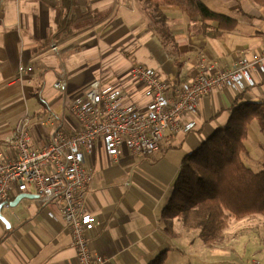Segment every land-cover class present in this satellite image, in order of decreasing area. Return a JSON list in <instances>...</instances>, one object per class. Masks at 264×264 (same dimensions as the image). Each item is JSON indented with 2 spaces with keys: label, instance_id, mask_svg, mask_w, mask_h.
Masks as SVG:
<instances>
[{
  "label": "crops",
  "instance_id": "0c3cea01",
  "mask_svg": "<svg viewBox=\"0 0 264 264\" xmlns=\"http://www.w3.org/2000/svg\"><path fill=\"white\" fill-rule=\"evenodd\" d=\"M202 1L234 18L236 27L212 37L204 31L214 30L215 21L191 20L178 7L162 6L173 37V46L165 47L155 29L159 15L143 0H78L74 33L68 36L58 35L61 0H0V142L27 116L33 122L32 147H41L57 128L75 132L79 123L69 103L95 80L123 86L128 101L147 111L151 99L130 79L137 65L158 70L172 90L189 81L201 65L218 62L230 68L245 52L264 57L263 7L252 0ZM62 68L67 73L65 92L52 86ZM253 76L257 83L246 92L225 88L201 98L196 114L181 117L182 123L194 121V127L178 133L169 128L152 154L137 155L123 145L118 162L102 140L94 143L86 154L94 178L86 189L85 207L97 220L89 234L90 248L104 258L103 264H149L163 252L164 264H216L230 257L236 236L224 231L223 239L208 247L181 220H174L172 237L159 219L184 157L227 126L235 107L264 101V71L254 70ZM246 146L243 160L245 156L248 167L261 171L264 129L257 119L249 124ZM23 193L29 196L2 209L7 222L0 219V264H80L71 230L55 204L41 201L33 187L14 189L12 201ZM51 209L56 218L50 216Z\"/></svg>",
  "mask_w": 264,
  "mask_h": 264
},
{
  "label": "built area",
  "instance_id": "2783aa9c",
  "mask_svg": "<svg viewBox=\"0 0 264 264\" xmlns=\"http://www.w3.org/2000/svg\"><path fill=\"white\" fill-rule=\"evenodd\" d=\"M56 48V44L52 45ZM24 70V67L21 68ZM254 70L264 71V57L245 52L230 68L218 62L201 65L189 80L172 90L159 71L142 65L134 66L130 79L144 89L151 100L147 111L128 101L123 86H103L93 81L85 94L69 103L70 113L79 129L68 133L61 128L41 146H31L32 120L27 116L15 127L12 135L0 142V206L10 208L14 189L25 191L33 187L45 203H54L71 230L72 246L80 264H103L104 258L90 248V233L97 224L95 216L85 207V193L94 178L86 164V154L94 143L102 140L115 161H120L122 146L137 155L156 152L168 129L188 132L195 122L182 123L183 114H196L201 98L231 88L246 92L256 85ZM53 88L67 90L65 68L59 70ZM49 210L56 218L54 209Z\"/></svg>",
  "mask_w": 264,
  "mask_h": 264
},
{
  "label": "trees",
  "instance_id": "16d2710c",
  "mask_svg": "<svg viewBox=\"0 0 264 264\" xmlns=\"http://www.w3.org/2000/svg\"><path fill=\"white\" fill-rule=\"evenodd\" d=\"M143 1L159 15L155 29L165 47L173 46V37L166 24V15L160 9L162 6L178 7L191 20L215 21L214 30L206 28L204 31L212 37L221 35V29L230 30L237 25L234 18L213 11L202 0ZM252 1L264 8V0ZM77 13L78 0H61L57 13L58 35L74 33L72 15ZM38 97L46 105L44 99ZM254 119L264 129V101H250L235 107L227 126L217 129L184 157L179 176L160 214L159 222L168 235H176L173 224L178 219L188 229L197 228L203 243L213 247L223 239L224 231L234 219L264 215V168L256 172L242 158L247 151L249 124ZM165 261L166 252H163L149 264H164Z\"/></svg>",
  "mask_w": 264,
  "mask_h": 264
},
{
  "label": "rangeland",
  "instance_id": "374dc122",
  "mask_svg": "<svg viewBox=\"0 0 264 264\" xmlns=\"http://www.w3.org/2000/svg\"><path fill=\"white\" fill-rule=\"evenodd\" d=\"M247 163V158L244 156ZM191 234H198L197 228L190 229ZM226 236L237 238L228 251L225 261L216 264H264V215H250L240 220H233L225 230Z\"/></svg>",
  "mask_w": 264,
  "mask_h": 264
},
{
  "label": "water",
  "instance_id": "95a60500",
  "mask_svg": "<svg viewBox=\"0 0 264 264\" xmlns=\"http://www.w3.org/2000/svg\"><path fill=\"white\" fill-rule=\"evenodd\" d=\"M27 196H29V195H28V194H25V193L19 195V196L16 198V200L12 201V206H14V205L16 204V201H18V199L20 200L21 198H23V197H27ZM32 197H33V196H32ZM2 209H3V207L0 206V219L3 220L4 222H7L6 218H5V217L3 216V214H2Z\"/></svg>",
  "mask_w": 264,
  "mask_h": 264
}]
</instances>
